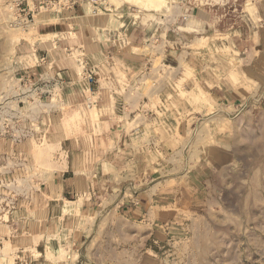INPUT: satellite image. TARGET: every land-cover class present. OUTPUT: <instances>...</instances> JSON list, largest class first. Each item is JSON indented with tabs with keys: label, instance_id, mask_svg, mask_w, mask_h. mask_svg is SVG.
Masks as SVG:
<instances>
[{
	"label": "rangeland",
	"instance_id": "rangeland-1",
	"mask_svg": "<svg viewBox=\"0 0 264 264\" xmlns=\"http://www.w3.org/2000/svg\"><path fill=\"white\" fill-rule=\"evenodd\" d=\"M242 3L0 0V264L44 262L35 248L46 222L34 221L45 219L39 210L68 161L87 167L97 189L65 197L80 206L87 199L96 215H115L138 197L166 208L159 264H264V128L251 98L237 107L217 90L225 81L254 91L234 47ZM78 25L91 31L87 44L101 45L100 58L90 45L66 48L74 33L48 35ZM53 39L61 44L54 53L46 46ZM56 65L76 79L49 77ZM64 203L50 208L51 233L73 230L62 225Z\"/></svg>",
	"mask_w": 264,
	"mask_h": 264
},
{
	"label": "crops",
	"instance_id": "crops-1",
	"mask_svg": "<svg viewBox=\"0 0 264 264\" xmlns=\"http://www.w3.org/2000/svg\"><path fill=\"white\" fill-rule=\"evenodd\" d=\"M32 1L43 3L47 0ZM247 1L249 0H243V3L238 7L239 20L237 22V32L239 38L236 44H234V47H236L237 51L241 54V63L243 64L244 71H247L249 75H253L252 78L255 82L252 83L253 81L251 82V80H249L250 78H247V83L254 91L249 95L244 88L246 85L235 88L231 83L225 81L221 83L217 90L220 93L221 99H225L231 103V105H237V107H244V101L251 98V100L248 101V105L254 103L255 108L252 112L256 113L257 111L255 121L257 118L259 126L264 128V102L257 100V95L261 89H264L262 84L257 83L258 81L264 80V76L262 77L264 73L261 72L264 65V23H262L264 21V0H250L253 9L252 15L246 13V8L248 6ZM83 12L85 13L84 10ZM212 14V20L209 21L213 23L207 21V32L213 31V27H210V24H212V26L215 24ZM77 15L78 18L82 16L80 13ZM245 19L249 21L247 26L248 29H246L243 22ZM106 21L107 19L100 17L99 19H95L97 23L96 29L103 30L107 25ZM79 22L80 21H78V24ZM76 25L77 23H74V26ZM79 25L78 28L72 27L71 31L53 32L48 35L55 36L58 34L74 33L77 39L68 37L70 41L65 45L66 48L75 47V49L78 48L79 52H83L85 47L90 45L89 47L94 49L95 55L100 58L101 45L96 42V39L93 40V43L87 44L88 41L86 42L84 37L86 35L89 36L88 32L91 31H86V25L83 27H79ZM49 42V45H46L49 48L48 51H52L53 53L57 52L58 46H61L60 41L53 39V41ZM55 67H58V71H54L55 73H51L52 75L49 77H57V79L62 80V83L71 78L76 79L72 69L69 68L68 71L61 72L59 66L56 65ZM31 73L34 75L36 74L34 70ZM39 75L42 74L40 73ZM245 81V78L242 77V82ZM258 102L261 103L259 106ZM246 112H249L248 107L240 110L237 120L238 128L249 118ZM261 141L262 137L259 139V142ZM67 157L70 158L69 152L67 153ZM108 167L111 168L110 165H108ZM63 168L61 172L53 176V179L57 180V185L59 182L58 189L55 190L51 187V191L49 190V192L52 193L53 201H46L44 207H42L45 209L39 210L40 212L45 211V219L34 221L36 225L46 222L45 232L41 233L42 237L39 239L40 242H38L35 248V252L38 253L40 251L45 257L43 259L44 262L40 264H159V260L157 259L164 248L162 246L157 247L156 245H160L162 243L161 241H164L167 236H169L165 229V225H167L168 221L166 208L160 206L156 208L149 204L150 202H147L145 207L144 198L138 197L137 199L125 201L118 205L115 210V215H110L108 217L96 215L93 204L88 202L87 199H85L83 205L80 206L79 200L69 201L65 197V195L68 194L71 195L72 198L81 197L83 199V197L89 193H95L97 187L93 189L89 185L88 175L90 171H88V168L81 164L75 166V164H71L70 161H68L67 167ZM84 180L87 181L86 184ZM55 195L59 198L55 199ZM60 197L62 198L60 199ZM62 200H64L65 203L64 206L60 207L61 211H66L67 214H70L61 218L64 220L62 225L66 224L67 228L72 225L73 230L68 231L69 233L67 231L51 233V230L47 227L50 208L55 206L56 203L62 202ZM74 204L79 207V215L77 211L74 210ZM100 224H105L107 226L104 232L100 231ZM36 237H39L38 232L32 234V242L33 238ZM31 247L33 252V243H31ZM49 256H52L53 259Z\"/></svg>",
	"mask_w": 264,
	"mask_h": 264
},
{
	"label": "built area",
	"instance_id": "built-area-1",
	"mask_svg": "<svg viewBox=\"0 0 264 264\" xmlns=\"http://www.w3.org/2000/svg\"><path fill=\"white\" fill-rule=\"evenodd\" d=\"M88 79L91 80V81H94V76H93V73H89L88 75Z\"/></svg>",
	"mask_w": 264,
	"mask_h": 264
}]
</instances>
